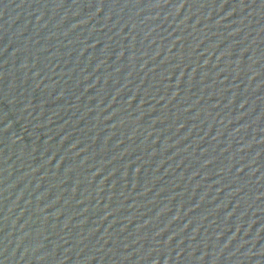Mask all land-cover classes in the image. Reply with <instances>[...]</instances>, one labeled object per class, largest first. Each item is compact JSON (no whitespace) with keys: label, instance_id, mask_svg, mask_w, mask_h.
Returning <instances> with one entry per match:
<instances>
[{"label":"water","instance_id":"obj_1","mask_svg":"<svg viewBox=\"0 0 264 264\" xmlns=\"http://www.w3.org/2000/svg\"><path fill=\"white\" fill-rule=\"evenodd\" d=\"M0 264H264V0H0Z\"/></svg>","mask_w":264,"mask_h":264}]
</instances>
